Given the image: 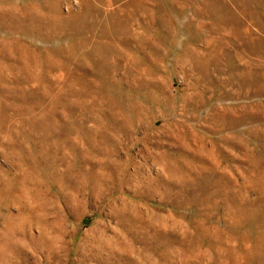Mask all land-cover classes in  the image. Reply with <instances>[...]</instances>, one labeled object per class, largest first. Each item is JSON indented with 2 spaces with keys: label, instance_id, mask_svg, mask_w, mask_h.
Instances as JSON below:
<instances>
[{
  "label": "rangeland",
  "instance_id": "374dc122",
  "mask_svg": "<svg viewBox=\"0 0 264 264\" xmlns=\"http://www.w3.org/2000/svg\"><path fill=\"white\" fill-rule=\"evenodd\" d=\"M0 264H264V0H0Z\"/></svg>",
  "mask_w": 264,
  "mask_h": 264
}]
</instances>
